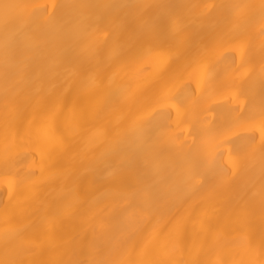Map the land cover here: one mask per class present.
Here are the masks:
<instances>
[{
    "label": "bare ground",
    "instance_id": "obj_1",
    "mask_svg": "<svg viewBox=\"0 0 264 264\" xmlns=\"http://www.w3.org/2000/svg\"><path fill=\"white\" fill-rule=\"evenodd\" d=\"M262 0H0V264H264Z\"/></svg>",
    "mask_w": 264,
    "mask_h": 264
},
{
    "label": "snow or ice",
    "instance_id": "obj_2",
    "mask_svg": "<svg viewBox=\"0 0 264 264\" xmlns=\"http://www.w3.org/2000/svg\"><path fill=\"white\" fill-rule=\"evenodd\" d=\"M262 3H264V0H262ZM262 123H264V119H262Z\"/></svg>",
    "mask_w": 264,
    "mask_h": 264
}]
</instances>
